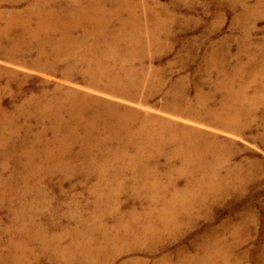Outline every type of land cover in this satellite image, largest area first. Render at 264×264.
<instances>
[{"label":"bare ground","instance_id":"bare-ground-1","mask_svg":"<svg viewBox=\"0 0 264 264\" xmlns=\"http://www.w3.org/2000/svg\"><path fill=\"white\" fill-rule=\"evenodd\" d=\"M21 1L0 0V3L18 5ZM27 1L28 5L23 10L8 11L6 17L0 13V18H6L0 34L14 29L16 24L21 26V33L8 47L3 45V38L6 37L0 35V51L3 50L4 57L12 62L18 52L35 48L37 55L34 64L39 66L43 59L50 60L44 67L49 72L54 71L51 64L67 65L65 70L58 71L62 77L51 93L43 91L39 97H30L29 107L36 114L35 122L40 123V132L33 134V138L24 137L22 141L28 142L30 146L38 145L40 149L26 151L23 166H32L35 171L44 172L46 169L55 171L62 164L61 169L69 172L72 161L78 162L79 168L96 173L98 185L92 190L98 194V200L105 198L101 183L104 184V180L112 175V168L117 167L121 175L116 177V185L111 187L113 195L126 189L125 183L131 181V188L127 191L136 195L135 201L140 199L141 204L144 202L148 205L143 211L128 212L126 216L116 220L124 228L126 235L127 226L134 228L133 235H129L133 239L145 237L146 234H149L146 236L149 239H156V229L153 228L177 221V204L180 205V210H185L190 215L196 203L199 207L203 205L204 209L208 208L205 199L209 195L213 198L211 202L220 201L226 195L239 200L251 188V182L260 168L248 160L230 161V154L224 152V143L217 136L200 126L180 124L175 117L182 113L177 108L181 107L179 103L173 102L170 104L173 107L165 108L167 116L154 115L140 113L136 109L114 103L115 101L99 99L86 91L66 87V82L79 78L85 87L110 96L134 95V89L141 85L140 77L148 79L143 66L137 67L136 52L142 47H164L167 43L165 24L154 19H140L131 9L127 19L119 18L120 9L106 10V0ZM119 1L127 3L126 0ZM231 1L241 4L239 1L246 0ZM257 2L259 7L264 6V0ZM254 10L255 7L248 12ZM32 18L35 19L33 25ZM113 21L118 22L115 28H111ZM75 30L82 32L80 36L74 35ZM161 32H164L163 37ZM242 76L241 72L237 73L230 78V82L222 84L225 97L218 105L212 107L199 102L193 110L185 109L183 112L196 123L213 125L235 134L247 130L248 126H255L256 122H253L254 116L251 113L259 108L264 114V71L260 74L253 73L249 77ZM2 88L4 87L0 86V91ZM154 91L156 89L148 88V94ZM7 114L13 115L0 107V147L5 148L8 138L17 132L15 128H9L8 133L4 132L13 123ZM44 122H48L49 126H44ZM47 132H51L50 138L46 137ZM253 139L264 145V133L262 136H254ZM74 145L78 150L74 149L73 152ZM0 155L4 157L0 164V207L3 204L10 206L12 201H18L15 209L7 210L11 226L0 228L1 234L11 233L13 236L6 244L0 241V264H32L29 255L36 254L31 247L32 243L40 241L42 245L59 244L56 238L61 235H46L37 214L40 212L38 206H41V202L36 198L29 201L26 199L33 192L40 195L43 193L39 184L32 188L28 185L27 176L21 175L22 188L18 192L12 185L13 174L5 179L1 177L10 166L19 162L13 147ZM160 159H163V163ZM44 162L50 167L42 166ZM124 173L131 176L128 178ZM180 176L186 180L182 187H178L176 183ZM164 177L167 178L166 183L161 181ZM168 190L174 196L162 205L169 203L171 207L157 212L153 208L156 201L154 192L160 191V195ZM185 196L189 197L186 201L183 200ZM104 202L111 204L110 200ZM242 224V228H246ZM139 227L141 228L138 229ZM239 232L238 229L232 232V241L216 235L205 247L202 246V254L197 255L193 262L240 264L234 252L241 242ZM84 239L87 245L92 243L91 237ZM76 248L86 250V246L84 248L82 243L76 242L70 244L67 251L70 253L69 251ZM262 250L260 258L264 261V249ZM243 257L244 255L240 259Z\"/></svg>","mask_w":264,"mask_h":264},{"label":"rangeland","instance_id":"rangeland-1","mask_svg":"<svg viewBox=\"0 0 264 264\" xmlns=\"http://www.w3.org/2000/svg\"><path fill=\"white\" fill-rule=\"evenodd\" d=\"M26 1L22 0L18 5L0 3V13L6 17L8 11L23 10L28 5L29 1ZM126 1L127 3L123 4L118 0H106L105 9H120L119 18L124 19L129 17L131 9L140 19H154L165 24L166 45L159 49L142 47L135 55L137 67L143 66L148 79L145 80L141 76L143 84L140 81L141 85L134 89V95L126 97L110 96L92 90L85 87L79 78L66 82V87L86 91L99 99L115 101L114 103L136 109L140 113L154 115L167 116L165 108L173 107L170 105L173 102L179 103L181 107L177 108L182 113L175 117L180 124L202 127L224 143V152L230 154V161L248 160L260 169L251 182V188L245 191L239 200L226 195L220 201L211 202L213 198L209 195L205 199L208 208L204 209L203 205L199 207L196 203L191 216L185 213V210H180V205L176 203L179 211L177 221L153 228L156 229V239L146 237L149 234L138 239L130 238L134 228L127 226L126 235L124 228L117 224V218L126 216L128 212L143 211L148 205L144 202L141 204L140 199L135 201L136 195L127 191L131 188V181L125 183L126 189L113 195L111 187L116 185L115 179L121 175L117 167H113V171H110L112 175L104 180V184L101 183L105 198L98 200V194L92 190L98 185L96 173L79 168L78 162L72 161L69 172L61 169L62 164L58 165L60 169L56 167L55 171L46 169L44 172H37L32 166H23L24 153L40 149L38 145L30 146L28 142L22 141L24 137L33 138V134L40 132V123L35 122L36 114L29 107L30 97H39L43 91L51 93L62 77L58 71L65 70L67 63L51 64L54 71L49 72L44 67L50 60L43 59L39 66L34 64L37 55L35 48L18 52L12 62L4 57L2 50L0 86L4 88L0 91V107L13 114H7L13 123L5 128L4 132L8 133L9 128H15L17 132L8 138L7 148L0 147V154L13 147L19 162L10 166L1 177L5 179L9 174H13L12 185L18 192L22 188L21 175L27 176L30 187L39 184L44 194L33 192L28 194L26 199L29 201L36 198L41 202V206H38L40 212L37 214L46 235H61L56 238L59 244L46 246L40 241L33 242L31 247L36 254L29 255V260L32 264H195L193 260L202 254V246L205 247L216 235L232 241V232L238 229L241 242L234 252L240 264H264L260 258L264 249V145L253 139L254 136H262L264 133L263 112L259 108L255 109L251 114L256 125L248 126L247 130L240 131L239 134L213 125L196 123L183 112L185 109L193 110L199 102L212 107L221 103L225 97L222 84L230 82L233 75L241 72L242 77H249L253 73L260 74L264 71V6L259 7L257 0L239 1L241 4L231 0ZM254 7L256 10L248 12ZM3 17L0 18V30L6 24V18ZM32 19L31 25L35 21ZM117 25L118 22L113 21L111 28ZM20 29V24H16L14 29L0 34L6 37L3 38L5 47L17 39L21 33ZM81 33L80 30H75L74 35L80 36ZM161 36H164V32H161ZM149 87L156 91L148 94ZM43 125L49 126V123L44 122ZM51 136V132H47L46 137ZM72 148L73 152L74 149L78 150L75 145ZM2 158L4 157L0 155V164ZM159 161L163 163V159ZM46 163H42V166L50 167ZM124 175L128 178L131 176L126 173ZM180 177L176 180L178 187H182L186 181L185 177ZM161 181L166 183L167 178L164 177ZM159 192H154L156 201L153 208L157 212L170 209L169 203L162 204L166 200H172L173 193L168 190L160 196ZM161 197L163 198L160 199ZM187 198L189 197L183 200L186 201ZM104 199L107 202L110 200L111 204H104ZM3 205L0 207V228H7L11 226L7 210L15 209L18 201H12L10 206ZM242 223L246 228H242ZM12 237L11 233H0V241L5 244ZM86 237L92 239L89 245L84 239ZM76 242L82 243L84 248L86 246V250L76 248L68 253L69 245ZM243 255V259H240Z\"/></svg>","mask_w":264,"mask_h":264}]
</instances>
